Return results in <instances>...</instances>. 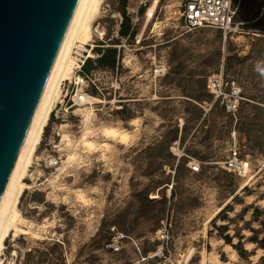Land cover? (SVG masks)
<instances>
[{
  "label": "rangeland",
  "instance_id": "rangeland-1",
  "mask_svg": "<svg viewBox=\"0 0 264 264\" xmlns=\"http://www.w3.org/2000/svg\"><path fill=\"white\" fill-rule=\"evenodd\" d=\"M143 1L146 7L139 13ZM152 1L126 0V15L135 19L137 12L138 21L134 37L124 42L118 35L121 0H103L93 25L104 28L106 37L98 44L103 47L94 50L115 49L117 68L92 75L99 91L92 84L84 89L93 99L90 105L64 104L57 120L50 114L24 181L29 189L17 205L24 221L17 224V234L11 231L5 239L1 264H47V259L50 264H202L203 258V264H246L211 223L225 206L231 208L228 219L244 208L248 212L243 221L230 224L216 218L215 226L228 224L226 234L238 231L243 236L245 250L253 251L250 264L264 258V251L246 242L249 232L241 230L251 219V208L264 210L260 0H235L236 21L245 26L225 39L210 28L184 32L175 1L161 0L147 22ZM96 58L93 52L91 61ZM219 71L238 85L244 98L235 124L217 107L206 114L199 107L210 100L204 79ZM76 79L64 102L85 87ZM86 107L94 114L93 134L103 127L125 130L131 133L129 142L121 146L91 134L94 148L83 147L76 110ZM61 125L74 143L70 152L60 150ZM174 142L182 153L179 158L170 152ZM233 144L248 164L246 178L222 170ZM68 152L77 161L63 166ZM58 158L63 165L52 166ZM189 162L199 163L198 173L191 172ZM251 227L260 229L258 223ZM164 229L167 241L161 245L156 234ZM260 230L262 237L264 228ZM113 232L127 237L118 252L107 247ZM153 254L155 258H148Z\"/></svg>",
  "mask_w": 264,
  "mask_h": 264
},
{
  "label": "water",
  "instance_id": "water-1",
  "mask_svg": "<svg viewBox=\"0 0 264 264\" xmlns=\"http://www.w3.org/2000/svg\"><path fill=\"white\" fill-rule=\"evenodd\" d=\"M79 0H0V199Z\"/></svg>",
  "mask_w": 264,
  "mask_h": 264
},
{
  "label": "bare ground",
  "instance_id": "bare-ground-1",
  "mask_svg": "<svg viewBox=\"0 0 264 264\" xmlns=\"http://www.w3.org/2000/svg\"><path fill=\"white\" fill-rule=\"evenodd\" d=\"M102 3L103 0L78 1L66 35L63 39L60 50L54 62L44 93L37 107L16 163L13 167V170L9 176L0 199V254L3 248L4 241L7 238L9 232L12 231L14 234H17L20 231H18L17 229V224L22 223L24 220H22L19 214L17 205L23 192L26 189H29V186L24 183L26 177L28 176V168L32 164V160L35 157L37 147L41 142L43 131L48 125L51 111L53 107L58 104L60 98L62 97L60 89L61 83L68 80L71 81L72 78H77L79 81L81 80L77 77V74H75L74 71L73 51L75 48H79L84 45L92 46V26L99 16ZM156 6L157 1L154 0L150 8L147 9L145 15L147 22L153 17ZM88 57L92 58L93 53L88 52ZM125 63L127 65H130V60L126 59ZM90 101L92 102L93 99H87V102L89 104H91ZM76 112H79L81 115L82 135L81 138H79V142L83 147L89 149L94 148V144L88 138L91 134H93L92 128L94 129V114H92V112L89 111L87 107L84 109L79 108L76 110ZM64 127V125H61L59 129L62 130ZM130 134L131 133L129 131H119L115 128L103 127L100 128L99 131L95 130L92 137L97 136L98 138V136L100 135V137L105 138L106 141H116L122 146L126 145L129 142ZM60 137V150L69 152L73 150L74 143L70 139L69 135L65 134L62 130V132L60 133ZM67 155V160L65 161V163L63 162V166L70 165L77 161L75 153H69ZM62 169L60 170L63 171ZM57 178L58 176L54 177V180H56ZM204 260L205 259L203 258L202 264L204 263Z\"/></svg>",
  "mask_w": 264,
  "mask_h": 264
},
{
  "label": "built area",
  "instance_id": "built-area-1",
  "mask_svg": "<svg viewBox=\"0 0 264 264\" xmlns=\"http://www.w3.org/2000/svg\"><path fill=\"white\" fill-rule=\"evenodd\" d=\"M154 1V0H153ZM152 1V2H153ZM157 5L161 0H156ZM175 1L177 6V14L178 18L182 23V28L184 32L190 33L194 30L201 28H210L216 31H219L224 39L229 36L232 38L234 34H240L242 28L245 26L243 22L236 21V12L238 9V4H235V0H169ZM260 4L262 6V10H264V0H260ZM142 6L141 9L146 7V2H140L139 4ZM157 7V6H156ZM155 11L153 13L154 17ZM145 15V12H144ZM152 17V19H153ZM151 19V20H152ZM122 21V18H121ZM130 28L133 29L135 23L138 21L137 12L135 13V19L129 18ZM121 24V22H120ZM91 44L84 45L79 48H75L73 51V59H74V71L77 74L78 78L85 84V87L80 91H76L71 97L67 99L66 102L64 100L67 98L68 93H72V89L70 90L71 85H76L75 81H66L62 82L61 92H64L63 97H61L58 104H56L52 111L51 115L55 120L59 118V109L65 104L68 107L79 106V105H90L87 102V99L90 97L87 95L86 89L89 84H92L96 91H99V88L95 86L91 77L97 71H90L88 74H82V68L85 62L88 59H93L88 57V52H94L96 48H102L104 44V39L106 37L105 30L99 24H95L92 27L91 31ZM124 42L128 41V37L123 38ZM88 49V50H87ZM117 49H119L117 47ZM98 57V56H97ZM164 70L163 67L159 68L160 72ZM107 71V70H104ZM109 72V71H108ZM205 90L211 96V101L209 103H202L199 107L206 114L214 104L224 110L226 115H228L231 119H233L234 124L237 120V114L240 109L241 104L244 101V98L241 93V89L234 81L224 80L223 74L221 71L217 73H211L206 76L205 81ZM91 99V98H90ZM118 103V102H117ZM59 108L57 109V107ZM111 112L113 108H108ZM117 109V108H116ZM121 109V108H119ZM234 139V137H233ZM170 152L176 156L180 157L182 155L181 151L178 148L177 142L172 143L170 146ZM62 165L60 158L58 160H54L52 166L58 167ZM188 168L193 173L199 172V163L189 162ZM222 170L228 174L236 176L238 178H246L248 176V164L245 160L240 158V154L236 144H233V148L230 150L228 157L222 163ZM157 240L163 245L167 241V233L166 230H159L156 234ZM127 239L122 233L113 232L107 247L112 252H118L122 243ZM162 247V246H161ZM156 255H152L148 258H155Z\"/></svg>",
  "mask_w": 264,
  "mask_h": 264
},
{
  "label": "trees",
  "instance_id": "trees-1",
  "mask_svg": "<svg viewBox=\"0 0 264 264\" xmlns=\"http://www.w3.org/2000/svg\"><path fill=\"white\" fill-rule=\"evenodd\" d=\"M120 5L122 7L121 11V24L119 26V32L118 35L120 38H126L128 37L129 39H132L134 37V29L130 28V21L129 17L126 15L125 12V7H126V0H121ZM143 9L139 10V13H142ZM94 53L98 56L95 61H91L88 59L83 68H82V74H88L90 71H96V70H107L109 72H114L117 68V57H116V50L107 48L104 50H94ZM205 81L206 78L204 79V90H205ZM206 92V90H205ZM206 94L209 96L210 100L206 103H209L211 101V96L206 92ZM204 103V102H202ZM199 104V105H202ZM242 105V104H241ZM217 107V104H214L212 108ZM241 107V106H240ZM211 108V109H212ZM210 109V110H211ZM222 110V112L226 115L223 109L219 108ZM209 110V111H210ZM240 110V109H239ZM239 113V111H238ZM238 115V114H237ZM229 117L228 115H226ZM230 118V117H229ZM177 138V135H175L174 140ZM183 164H186V161L183 160ZM226 173V172H225ZM228 174V173H227ZM231 175V174H228ZM231 197H232V202L236 201V196H234V192H231ZM251 219L247 222H243V225L241 227V230H246L249 232L250 236L246 238V242L249 244H253L256 249L264 251V236L260 237L261 235V230L264 228V210H260L259 208H251ZM231 211V208L228 206H225L218 214L217 216L211 221L213 226L215 227L216 231L219 233V236L223 240L225 245L230 246L239 256L240 260L245 262L246 264H250L248 261L249 257L253 255L252 252H247L244 248V243L242 242L243 236H240V233L238 231L235 232L233 236H229L226 234L228 224H230L233 220H236L237 218L243 221V216L248 212L247 208H244L240 215L235 216L233 219H228L226 213ZM262 217V219H261ZM219 219L221 221H227V225L223 226H215V219ZM253 223H258L260 226V229H254L251 227V224ZM233 238L237 239V242L235 244L232 243ZM50 255V254H49ZM52 258V257H50ZM51 260L47 259L46 263L50 264ZM259 263L264 264V258H259Z\"/></svg>",
  "mask_w": 264,
  "mask_h": 264
}]
</instances>
